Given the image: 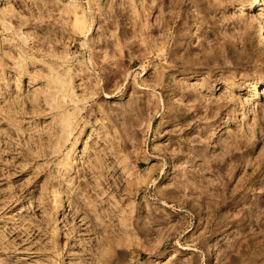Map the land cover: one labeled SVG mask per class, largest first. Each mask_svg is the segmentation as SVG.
<instances>
[{
    "label": "rangeland",
    "instance_id": "1",
    "mask_svg": "<svg viewBox=\"0 0 264 264\" xmlns=\"http://www.w3.org/2000/svg\"><path fill=\"white\" fill-rule=\"evenodd\" d=\"M260 24L264 0H0V264H264Z\"/></svg>",
    "mask_w": 264,
    "mask_h": 264
},
{
    "label": "bare ground",
    "instance_id": "2",
    "mask_svg": "<svg viewBox=\"0 0 264 264\" xmlns=\"http://www.w3.org/2000/svg\"><path fill=\"white\" fill-rule=\"evenodd\" d=\"M258 31L260 32V35L264 37V27L262 24L259 25ZM107 97H109V96H107ZM69 161L70 162H69V170H68V176L67 177H68V179H73L75 177V174L77 171L76 170V159H70ZM55 194L59 198V195H60L59 194V188H56ZM61 202H62L61 199H59V201L57 202L58 203V205H57L58 209L56 210L57 213H60V211H62ZM165 206H167V205H165Z\"/></svg>",
    "mask_w": 264,
    "mask_h": 264
}]
</instances>
